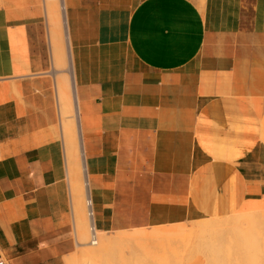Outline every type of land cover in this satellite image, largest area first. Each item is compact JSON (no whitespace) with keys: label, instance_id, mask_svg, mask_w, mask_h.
I'll list each match as a JSON object with an SVG mask.
<instances>
[{"label":"crops","instance_id":"obj_1","mask_svg":"<svg viewBox=\"0 0 264 264\" xmlns=\"http://www.w3.org/2000/svg\"><path fill=\"white\" fill-rule=\"evenodd\" d=\"M63 2L96 229L264 212V0ZM48 68L43 9L2 6L0 264L79 246Z\"/></svg>","mask_w":264,"mask_h":264},{"label":"rangeland","instance_id":"obj_2","mask_svg":"<svg viewBox=\"0 0 264 264\" xmlns=\"http://www.w3.org/2000/svg\"><path fill=\"white\" fill-rule=\"evenodd\" d=\"M38 5L43 9V16H44V21L46 25V31H47V38H48V51L51 53V46L49 42V28H51V25L49 23V18H48V9L49 6L47 4V0H36ZM8 2H10L11 5H14L15 7L19 9H24L27 10L29 9L31 11V0H0V8L2 6H5ZM56 13H61V7L59 6L57 2V6L55 7ZM64 30L61 29L60 33L58 32V39L57 41H60V44H62V48L65 51L66 48V40L64 37ZM49 53V68L44 74L51 82V90H50V96H51V103L52 107L55 112L56 116V121L53 126V130L55 131V134L58 135L63 144L64 148V155L66 152V148L62 139L61 135V125H60V119L58 117V114L62 112V106L59 103V100H57V94H56V89H55V80H57L60 77L63 76H70V69H69V63L66 64V66H61L59 67L56 65L52 59V55ZM53 63V64H52ZM55 66V68H53ZM57 67V68H56ZM59 110V111H58ZM71 112H65V116L67 117L64 119L65 122H70L71 120ZM63 121V119H62ZM75 134V131H74ZM76 135V134H75ZM80 159V155L77 160ZM69 161L68 156H65V164ZM66 167H69L66 164ZM67 170V168H66ZM80 180H79V189H80V196H79V201L82 204L83 207V212H84V222L82 224V219L77 215V212L75 211V208H73V213H74V223L77 228V242H81L79 238V234L82 232L86 234V241L81 242L82 244H79L77 252L69 259L68 264H88V260L83 256V252L87 250H92L94 247L97 246H89V242L91 239V236L89 234V229H88V219L86 216V207H85V194H84V182L82 176L79 174ZM68 177V172H67V181L69 184V189H70V196H72V191H71V185ZM72 202V198H71ZM238 218L242 222L241 217L249 218V217H258L260 218L259 224H256L257 227L258 225H261V227L255 228L256 231H259L261 234L263 233L264 235V212L258 211V212H253V213H248V212H238L234 214L233 216L229 218ZM226 219H220V220H211V219H196L193 221H189L183 224H177V225H165V226H159V227H141L137 229H130L131 231H111L108 233H103V237L106 238H113L115 236H123V237H130L133 238V236H137V233H145L148 235H151L155 233L158 229L159 232H162L163 234L171 232V229H176L175 226H177V231H180V234H174L173 236H168L167 238H157V239H144V240H137V243H134L136 241H127L126 242H121L118 244V246H113L109 251L104 254V256L101 258V260L98 262L96 261V264H221L222 259L225 261L226 256H228L227 253V248H230V252H233V250L237 249L240 240L239 237L236 234L237 229H241L244 226L239 228H225L223 229L220 233H206L205 236L200 237L199 233L194 227L196 224L193 225V223H198V222H205L206 224H217V223H223ZM81 220V221H80ZM262 221V223H261ZM241 222L239 224H241ZM261 223V224H260ZM83 226H85V229H83ZM171 226V227H170ZM173 226V228H172ZM193 228H192V227ZM189 227H191L189 229ZM157 228V229H156ZM169 228V229H168ZM186 233H184V230ZM215 228V227H214ZM263 228V230L261 229ZM153 229V230H152ZM162 229V230H161ZM236 230L235 233L233 230ZM168 230V231H167ZM261 230V231H260ZM188 231V232H187ZM190 233V234H189ZM185 234V235H184ZM232 237H231V235ZM236 234V238L234 235ZM100 236H97V240ZM230 239L228 240L227 238ZM128 238V239H130ZM139 241V242H138ZM230 241V243H229ZM228 242V244H227ZM231 242H235L234 248L232 249ZM238 242V243H237ZM125 243V244H124ZM227 245V246H226ZM229 246V247H228ZM236 246V247H235ZM91 247V248H90ZM215 252V253H214ZM220 252V253H219ZM224 252V253H223ZM223 253V254H222ZM225 253L227 255H225ZM230 256V255H229ZM217 258V259H215ZM222 258V259H221ZM224 264V262L222 263Z\"/></svg>","mask_w":264,"mask_h":264},{"label":"bare ground","instance_id":"obj_3","mask_svg":"<svg viewBox=\"0 0 264 264\" xmlns=\"http://www.w3.org/2000/svg\"><path fill=\"white\" fill-rule=\"evenodd\" d=\"M49 9H48V18L49 23L51 25V28H49V42L51 46V57L56 65L59 67L66 66L67 63H69V69H70V76L68 75L63 76L55 80V89L57 94V100H59V103L62 106V112L59 114L60 119V125H61V135L62 139L66 148L65 156H68L69 161L66 163L69 167L67 168L68 177L71 185V191H72V206L75 208V211L77 212V215L82 219V224L84 222V212L81 202L79 201L80 196V189H79V180L80 176L83 178L84 186H85V207H86V216L88 219V229L89 234L91 236L90 242L88 243L89 246H97L94 247L92 250H87L83 252V256L88 260V264H96V261H100L101 258L106 254L107 251H109L113 246H118L121 242H126L128 244V241H136L134 243H137V240H144V239H157V238H167L168 236H173L174 234H180V231H177V226H175L176 229H171L172 231L168 233H162L159 232L158 229L155 233L148 235L145 233H137V236H133V238L130 237H123V236H115L113 238H106L103 237V232L96 229L93 217L91 218L90 213L91 210L89 207V200H90V194H89V185H88V177L86 173V166L84 161V156L82 152V143H81V130L79 127V109L77 106V98L75 94V80L73 76V68H72V62H71V53H70V41L67 34V23H66V15H65V6L63 0H47L46 1ZM57 2L59 6L61 7V13H56L55 7L57 6ZM63 29L65 34V40H66V48L65 51L62 48V44H60V41H57L58 39V32L60 33V30ZM53 64V63H52ZM55 68V66L53 67ZM57 68V67H56ZM59 111V110H58ZM65 112H71V120L70 122H65L64 119L67 117L65 116ZM63 119V121H62ZM75 131V134H74ZM80 155V159H78ZM91 210V211H90ZM240 217L235 218H229L223 223H217V224H206L205 222H198L193 223L196 224L194 227L199 233L200 237H203L206 235V233H220L225 228H239L244 226L243 228L235 229L233 230L234 233L236 231L237 236L239 237L240 244L237 249L233 250V252H230V248H227L228 256H226L225 261L222 259L221 264L224 262V264H264V235L261 234L259 231H256L254 229L261 227V225L256 226V224H259L260 218L258 217H247L242 218V222L238 219ZM191 219V218H190ZM81 221V220H80ZM241 222V224H239ZM262 223V221H261ZM260 223V224H261ZM263 224V223H262ZM94 225V235L91 231V228ZM174 226V225H173ZM172 226V228H173ZM171 227V226H170ZM192 227V226H191ZM189 227V229L191 228ZM192 227V228H193ZM215 227V228H214ZM83 229H85V226H83ZM169 229V228H168ZM183 229V228H182ZM263 230V228H261ZM133 230V229H132ZM153 230V229H152ZM162 230V229H161ZM184 230V229H183ZM131 230H128V232ZM261 231V230H260ZM120 232V231H119ZM188 232V231H187ZM264 232V231H262ZM184 233L185 230H184ZM106 234V233H105ZM190 234V233H189ZM236 234L234 237L236 238ZM100 236L97 240V236ZM185 235V234H184ZM231 235V234H230ZM94 236V237H93ZM232 237V235H231ZM79 238L81 242L86 241V234L85 230L84 233L82 232L79 234ZM130 238V239H128ZM227 238V237H226ZM228 239V238H227ZM230 239V237H229ZM228 239V240H229ZM81 242H77L78 244H82ZM139 242V241H138ZM230 243V241H229ZM238 243V242H237ZM125 244V243H124ZM228 244V242H227ZM236 245L235 242H231L232 249L234 248V245ZM115 246V247H116ZM227 246V245H226ZM229 247V246H228ZM236 247V246H235ZM91 248V247H90ZM215 253V252H214ZM220 253V252H219ZM224 253V252H223ZM222 253V254H223ZM225 255H227L225 253ZM230 255V256H229ZM217 259V258H215ZM98 264V263H97Z\"/></svg>","mask_w":264,"mask_h":264},{"label":"built area","instance_id":"obj_4","mask_svg":"<svg viewBox=\"0 0 264 264\" xmlns=\"http://www.w3.org/2000/svg\"><path fill=\"white\" fill-rule=\"evenodd\" d=\"M89 207H90V209L92 210V203H91V199L89 200ZM90 210V211H91ZM90 216H91V218L93 217V214H92V211H91V213H90ZM91 231H92V233H93V235H94V225H93V227L91 228ZM94 237V236H93Z\"/></svg>","mask_w":264,"mask_h":264}]
</instances>
